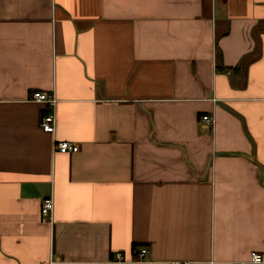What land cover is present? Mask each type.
Segmentation results:
<instances>
[{"label":"crops","instance_id":"obj_1","mask_svg":"<svg viewBox=\"0 0 264 264\" xmlns=\"http://www.w3.org/2000/svg\"><path fill=\"white\" fill-rule=\"evenodd\" d=\"M263 253L264 0H0V264Z\"/></svg>","mask_w":264,"mask_h":264},{"label":"built area","instance_id":"obj_2","mask_svg":"<svg viewBox=\"0 0 264 264\" xmlns=\"http://www.w3.org/2000/svg\"><path fill=\"white\" fill-rule=\"evenodd\" d=\"M30 101L35 103H43L47 105V107H53L54 99L52 96L41 93V92H33L30 96ZM201 120L209 125L213 126L214 118L211 115H202ZM40 126L43 132L45 133H53L55 129V118L53 113L45 114L40 119ZM56 151L59 153H74L77 151V147L67 142L56 143L55 145ZM52 212H53V202L51 198L44 199L40 206V216L41 221L44 224L52 223ZM146 253L145 249H142L139 253V259ZM116 259L120 260L121 256L119 254L116 255ZM250 262L253 264H264V253L263 254H252ZM169 264H191L189 262H171Z\"/></svg>","mask_w":264,"mask_h":264}]
</instances>
